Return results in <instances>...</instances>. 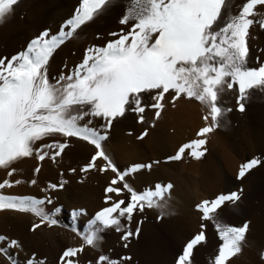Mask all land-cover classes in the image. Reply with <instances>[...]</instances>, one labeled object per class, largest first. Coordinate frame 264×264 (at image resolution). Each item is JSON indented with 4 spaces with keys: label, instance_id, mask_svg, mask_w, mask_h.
<instances>
[{
    "label": "snow or ice",
    "instance_id": "snow-or-ice-1",
    "mask_svg": "<svg viewBox=\"0 0 264 264\" xmlns=\"http://www.w3.org/2000/svg\"><path fill=\"white\" fill-rule=\"evenodd\" d=\"M18 3L19 0H0V21L10 16ZM110 4L112 0H79L75 14L64 21L56 34L47 29L41 31L28 42L26 50L11 58H0V168L7 169L0 190L24 182L8 178L17 172L11 167L15 162L33 156L37 161L45 158L54 161L69 146V138L93 148L80 168L81 173L89 170L112 173L104 189L107 206L95 212L82 230L77 220L87 215L86 210H72L69 230L82 242L65 247L59 264H80L78 254L85 246L97 249L106 229L122 233L120 238L127 247L128 239L137 235L140 227L137 222L133 232L122 220L130 223L133 213L145 207L163 209L170 196L173 188L170 182H158L140 191L129 183V177L157 162L131 164L121 169L104 148L114 120L132 112L142 122L143 113L151 110L155 121L162 115L166 101L175 108L179 99L195 100L202 106L204 126L197 131V138L180 144L166 161L179 162L185 154L200 160L207 151L203 147L207 134L218 128L225 113L231 111L223 107L221 97L228 91L234 92L237 110L243 112L252 92L264 91V62L260 60L264 49L258 50V66L249 67L247 43L250 28L258 25L264 30V12L257 10L264 9V0H242L235 15L231 12L225 15L230 8L229 0H127L119 19L124 27L108 33L111 38L102 45L89 44L79 64L50 82L47 67L53 52L83 25L103 14ZM146 134L147 129L137 139ZM56 136L62 137V141L44 142ZM261 163L264 159L259 157L246 160L239 166L237 179ZM38 172L39 165L28 184H36ZM66 183L63 179L48 183L40 189L43 193L40 197L0 191V210L36 217L38 222H33L29 231L57 226L59 209L46 206L53 203L50 193L63 189ZM239 199L238 191H230L197 203L199 230L182 245L174 264H192L194 249L207 242L209 223L218 237L209 264H230L242 251L248 223L233 226L222 222L219 212ZM0 243L3 244L0 254L10 264H21L10 251L18 249L19 242L0 235ZM259 255L264 261V250ZM23 264H46V261L33 253ZM95 264H131V257L113 259L101 252Z\"/></svg>",
    "mask_w": 264,
    "mask_h": 264
},
{
    "label": "rangeland",
    "instance_id": "rangeland-1",
    "mask_svg": "<svg viewBox=\"0 0 264 264\" xmlns=\"http://www.w3.org/2000/svg\"><path fill=\"white\" fill-rule=\"evenodd\" d=\"M34 1L37 0H19V3L15 6L13 12H15V14H20L22 11H26L27 6H30V4ZM116 1L117 0H112V4L110 5H115ZM241 2L242 0H229L230 8L225 10V15H227L228 12H231V14L235 15L238 12V7L240 6ZM47 10L49 12L51 21L53 22L57 8L51 4L48 6ZM257 10L264 12V9L258 8ZM124 11V7L123 9H116L113 14L108 17L111 20L108 18H103L101 14L91 22L83 25L77 31L74 37L68 39L62 45H60L53 52L48 63L47 75L50 78V82L52 78L57 77L61 72L66 74L68 70L79 64L82 61L84 50L89 44L102 45L111 38L108 36V33L119 32L121 28L124 27L119 24V19L121 18ZM257 19H259V17H257ZM107 25H110V27L112 26L110 28V32H100L101 28ZM24 28L26 30L25 32H6L5 34L0 33V58H11V56L26 50L28 42L41 31L47 29L51 34H56L58 32L57 29L56 31L52 32V26L43 27L42 24H39L38 17H31L29 24L27 25L26 23ZM88 28H93L94 32H85ZM97 35L99 38H97ZM250 37L251 38L247 41L250 51L248 66L255 67L258 66L256 60L258 50L264 49V30L259 29L258 25L252 27L250 28ZM260 60L264 62V56H261ZM235 95L236 94L234 92L228 91L221 97L223 107L229 108L231 111L226 112L221 125L218 128L212 130L213 137L210 139H213L214 142H217L215 143L216 145H223L227 153L231 156L232 160L228 163H225L220 152L217 151L218 149H216V145L211 144V142H214L210 141L209 138L208 141L210 142L207 143L206 141L205 145H210H204L207 149L206 153L210 156V158L212 157L211 161L215 167L216 174L219 173L217 174L219 177V184L217 183V187L221 188H218V193L207 190L204 191L202 189L204 191L203 192L201 191L200 186L198 187L194 185V183H197L202 177H204V173L189 169L187 164L190 157L187 155H184V158L186 159H182L178 162L182 163L180 170L175 168L177 162L166 161V157L173 155L176 151V148L173 150V147L167 141L148 139V142H144V140L147 141L145 136L141 139H137L141 132H144L145 129L148 130L153 127L152 124V126L150 125L152 122L146 118L144 113V121L142 122H138L137 115L132 112H127L122 118H118L113 121L110 129L108 130L107 139L104 143L113 141L115 138H118L122 135H127V137H130V139H137L141 141L143 152L145 154L140 156L142 161L144 160L143 164L156 161L157 163L153 164L156 170H161V167H167L169 169L171 168V171L173 170L175 173L179 174L178 176L181 178L183 177L182 182L186 184L184 186H186L189 195L188 197L190 200H192L191 202L193 204L189 207L183 206L184 209H182V207L178 208L177 205L170 206L171 204L167 202L163 209L145 207L143 211H135L132 216V223L131 221L129 223L128 221L122 220V223H125L133 232L136 230L137 222H139L140 227L139 233L128 239L127 247H125V241L121 240L120 238L122 233L117 232L114 229H106L101 233L102 239L98 243V248L102 246L105 249L104 252L106 255H109L113 259H117L122 256H129L131 257V264H174L175 257L182 250V245L187 241L188 238H190L192 234L196 232V229L199 230L200 213L196 209L195 205L202 199H211L216 194L221 192L227 193L230 191H238L240 199L234 204H227L219 212V218L222 222L233 226H240L245 221L248 223V229L242 251L231 259L230 264H264V261H261L259 255L260 251L264 250V235L262 234L264 233V163H261L247 172L245 176L239 180L237 179L239 166L246 160L253 157L264 159V91L258 90L252 92L249 99L245 102V110L243 112L237 110L235 104ZM144 99L148 101L147 97ZM186 100L190 101L188 103H190L189 105L192 108L198 105V109L197 107L194 108L196 112L198 111L197 116H200L201 113V116L203 115L202 106L199 104V102L195 100H192L191 102L190 99ZM198 113L200 114L198 115ZM200 119L199 122L202 121L201 123H203V120ZM100 123L101 121H96V126L99 127ZM198 126L203 127L204 124L202 126L199 124ZM198 126H196V129ZM50 139L51 138H46L45 141L47 140V143H49L51 142ZM55 140L62 141V139ZM89 146L91 151L87 157H85L84 161H80L78 164L74 163L73 165L64 163L63 166H65L66 169L75 170L69 171L70 174L66 175L61 170L53 171V173H50V171L47 172L44 170H39L38 173H35V177L41 175L43 179L52 178L51 180L53 183H58L61 179L67 181L63 189L56 190L60 192L63 199L67 202L76 203L79 198L77 189H79L78 186H80L81 182L83 184H88L89 186L91 185L92 193H89L88 201L92 202V209L88 208V210L78 206L71 208V210L83 208L87 211V215H85V217L80 219L78 218L77 220L80 230L83 229L85 222L90 219L95 214V212L99 211L102 207L107 206L104 200V189L108 185L110 180L109 178L112 177L109 176L108 178V174L106 175L107 172L100 173L95 170H89L85 173L80 172V168L87 162L91 153L93 152L92 146ZM64 151L65 154L63 153ZM64 151L61 153V156L57 157L56 159L65 156L68 158V161L72 162L73 158L66 155L68 154L67 148ZM45 159L50 167V165H52L51 162H53L52 159ZM190 160L192 159L190 158ZM197 162L200 164V161L197 160ZM178 171H180V173ZM36 174L38 176H36ZM174 176L172 178H175ZM157 178L156 180H159L157 182H162L160 180L161 178L158 176ZM165 183L169 182L167 181ZM140 186L141 187L138 188V191L147 188L144 185L142 186V184H140ZM121 198L124 199L125 197L122 196ZM59 207L61 208V205L57 204L52 208ZM96 208V211H92ZM62 212L63 217L65 220H67L69 225L68 227L70 229L72 224V216L70 215L71 213H66L65 209H62ZM161 212L164 214L161 215ZM190 213L191 215L195 216L196 219L194 218L193 223L188 225L190 222H187V216H189ZM67 214L69 215L67 216ZM166 222L173 223L175 228L174 233L171 231L169 232ZM192 225L195 226L194 229L191 228L193 230L190 229ZM74 236L75 238H78L77 243L68 241L67 239H48V244L50 247H52L54 252L50 254L51 256H43L42 260H45L46 264H59V256L65 247L70 245L78 246L82 242L75 234ZM206 236V244L195 248L196 251L194 250L193 256L191 257L193 262L192 264H209V258L214 254L218 244V237L215 233L214 227L210 223L206 225ZM248 238H250L249 241ZM10 251L12 252L11 249ZM12 254L16 256L21 264H23L27 257L31 256L27 255V257H25L21 252V249L19 250V253L15 252ZM93 254V248L90 246H85L82 252L78 254L80 264H94L93 262L96 261L92 257ZM99 254L100 253L96 254L94 258L96 257L97 259ZM2 256L4 255L2 254ZM3 258H5L6 261H8V264H10L9 260L5 256Z\"/></svg>",
    "mask_w": 264,
    "mask_h": 264
},
{
    "label": "bare ground",
    "instance_id": "bare-ground-1",
    "mask_svg": "<svg viewBox=\"0 0 264 264\" xmlns=\"http://www.w3.org/2000/svg\"><path fill=\"white\" fill-rule=\"evenodd\" d=\"M126 1L127 0L125 1L117 0L115 5H109L108 8L105 10V12L102 14V17L108 18L109 16L113 14V12L116 9H119V8L123 9V7L125 8ZM51 4H53L57 8L55 17L53 18V22L51 21L49 12L47 10L48 6H50ZM78 6H79V0H37V1H34L30 4V6L29 5L27 6L26 11H22L20 14H15V12H12L10 16L0 21V33L5 34L6 32H25L26 30L24 27L26 23L27 25L29 24V20L31 17H34V18L38 17V22L39 24H42L43 27L52 26L51 28L52 32L56 31V29L59 31L60 26L64 24V21H66L67 19L70 18V16L75 14V10ZM108 19L111 20L110 18ZM111 27L110 25L104 26L103 28H101L100 32H110ZM85 32H94V29L88 28ZM168 99L170 100V97H168ZM188 102L190 101H187L186 99H179L176 102L175 108H173L166 101L165 102L166 107L162 111V115L155 121H153L152 119L153 112L151 110H146L144 115L146 116V118H148L152 122L150 123V125L152 124L153 127L151 128L149 127L150 129L147 130V134L145 135V139L147 141L144 140V142H148V139H153L156 141L165 140L173 147V150L175 148L177 150L180 144L186 143L187 141L191 139L197 138L196 133H197V130H199L198 128H200L198 125L201 124L202 126L204 124V121L203 123H201L202 121L199 122V119L201 118L202 113L201 114L198 113V115L200 114V116H197L198 111L196 112L194 108L197 107L198 109V105L192 108L189 105L190 103ZM196 126H198L197 129H196ZM212 137H213V132L211 131L210 133L207 134V138H206L207 143H209L210 141H213V139L210 140ZM208 138L210 141H208ZM53 139H63V138L60 136H56V137H52L50 140H53ZM44 142L47 143V140ZM215 143L217 142H214V143L211 142V144L213 145ZM68 144H69V146L67 147L68 154L66 155L73 158L72 162L68 161V158L64 156L62 158L55 159V161L52 160L53 161L51 162L52 165H50L49 167V165L46 162V159H44V161L42 162V161H37L35 159V156L22 158L11 166L17 169V172L14 173L13 176L8 177V178L10 180L20 179L24 182L19 185H15L11 188H6L0 191H3L5 194H10V195H32L36 197L42 196L43 193H41L40 189L45 187L48 183H53V182L51 180L52 178L43 179L41 175L38 176L36 174V176H38V177H35L36 184L30 185L27 183L28 180H31L33 178V170L37 167V165H39V170H44L47 172L50 171V173H53V171L61 170L64 172V174L67 175V174H70L69 172L70 170L66 169L65 166H63L64 163H69V165H73L74 163L78 164L80 161H84L85 157H87V155L91 151L90 146L86 142H82L75 138L74 139L69 138ZM206 145H210V144H206ZM216 147H217L216 149H218L217 151H219L221 156L223 157V160L225 163H228L229 161L232 160L231 156L227 153L223 145L218 144L216 145ZM104 148L121 169L131 164L143 163L144 161V160L142 161V159L140 158L141 155H145L143 152L141 141L137 139H130V137H127V135H122L118 138H115L113 141L104 143ZM63 153L65 154V151ZM184 157L183 159H186ZM211 160H212V157L210 158V156L207 153H205L204 157L201 160H198L200 161V164H198L197 160H193V159L190 160L189 158V162L187 165L189 169L192 171H200L204 173L203 174L204 177H202L201 180L198 181L197 183H194V185L198 187L200 186L201 191L207 190V191H213V192L218 193L219 189L221 188V187L220 188L217 187V185L219 184L218 183L219 177L217 174L219 173L216 174L215 167ZM181 166H182V163L177 162V165L175 168L180 170ZM170 169L167 167H161V170H156L152 164V167L150 169L149 168L141 169L134 176L129 177V183L133 186V188L138 190V188L141 187L140 184H142V186L144 185L146 187H149V186H152L158 183L157 181L159 180H156L158 176L159 178H161L160 180L163 183L167 181L168 182L171 181L173 185V188L171 189V192H170V196L167 199V202L171 204L170 206L177 205L178 208L182 207V209H184L183 206H188V207L192 206L193 204L191 202L192 200L189 199L186 186H184L186 184L182 182L183 177L181 178L180 176H178L179 175L178 173H175V171L173 170L172 172ZM178 172L180 173V171ZM6 174H7V169L0 168V181H2L6 177ZM106 175L109 178V176H112V173L109 171L106 173ZM173 176L175 178H172ZM78 188L79 189H77L78 190L77 194L79 195V198L76 201V203L65 201L62 195L60 194V192L58 191H54L50 193V196L53 199V203L51 205H47L46 208L51 209L53 206L57 204L61 205V208L59 207L60 210L56 214L59 224L52 228L41 226L36 231H29L31 224L33 222H38L36 217L32 216L29 213H20V212L11 211V210H0V235L6 236L10 239H15L19 242V245H20L18 249H11L12 253H15V252L19 253V250L21 249V252L23 253L25 257H27V255H32L33 253H35L37 258L43 259L42 258L43 256H51L50 254L54 252L52 247H50L48 244V239H53V240L54 239L55 240L67 239L68 241L77 243L78 238H75L74 233H72L69 230V227H68L69 225H68L67 220H65L63 217L62 209H65L66 213L67 212L71 213V211L73 210V209L71 210V208H74L77 206L83 207L86 209L88 208L92 209L93 204L92 202L88 201L89 193H92L91 185L89 186L88 184H83L81 182ZM96 210L97 208L93 209L92 211H96ZM68 215L69 214H67V216ZM83 217L85 216H81L79 217V219ZM187 217H188L187 222H190L188 223V225H191L193 223L195 216L191 215L190 213L189 216ZM131 220H133V218ZM166 225L169 228V232L171 231L172 233H174L175 228H174L173 223L166 222ZM193 225L192 227H190V229L191 228L194 229L195 226ZM196 231L198 230L196 229ZM262 234L264 235V233ZM249 239L250 238H248V241ZM0 246H3V244L0 243ZM104 250L105 249L102 246H100L96 250L93 249L94 251V254L92 255L93 259L96 261V257L94 258V256L98 253L102 252L103 254H105ZM87 252L89 253L88 250ZM3 257L4 256L0 254V264H8V261H6V259ZM93 263L95 264V262Z\"/></svg>",
    "mask_w": 264,
    "mask_h": 264
}]
</instances>
